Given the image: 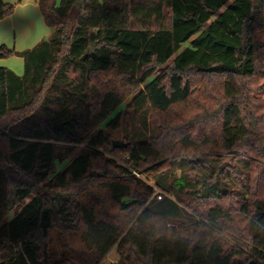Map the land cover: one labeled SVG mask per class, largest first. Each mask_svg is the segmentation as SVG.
I'll return each instance as SVG.
<instances>
[{"label": "trees", "instance_id": "obj_1", "mask_svg": "<svg viewBox=\"0 0 264 264\" xmlns=\"http://www.w3.org/2000/svg\"><path fill=\"white\" fill-rule=\"evenodd\" d=\"M38 5L49 36L0 45L24 63L0 67V264H49L52 227L79 264L114 246L129 264H264V0ZM124 104L159 134L113 147Z\"/></svg>", "mask_w": 264, "mask_h": 264}, {"label": "rangeland", "instance_id": "obj_2", "mask_svg": "<svg viewBox=\"0 0 264 264\" xmlns=\"http://www.w3.org/2000/svg\"><path fill=\"white\" fill-rule=\"evenodd\" d=\"M15 56V55H14ZM12 57V56H11ZM8 59V58H7ZM14 59V60H13ZM11 59L13 62L17 63L19 65L18 68H22L23 70V58L20 56L13 57ZM6 61V59L2 60ZM4 64H7V62H4ZM20 65L22 67H20ZM16 70V69H12ZM19 70V69H17ZM142 88V86H141ZM128 103L125 102V104ZM125 104L118 110V112L121 113V119L119 123V127L116 130L112 131H106L109 134V139L112 140H120L124 143H141L144 141L149 140L150 138L156 137L160 132V127L158 126L154 113H151V111H143L142 113L135 114L131 109L124 108ZM124 108V109H123ZM123 109V110H122ZM74 150L70 152L69 158L74 157L77 155L84 147V144L81 145H75L73 146ZM66 150V149H65ZM99 152L103 155V157L109 159L110 161H114L115 164L124 163L122 156L112 154L108 151L99 150ZM227 162L230 161L231 157L235 154H224ZM65 165V161L62 163H56V171L61 170L63 166ZM223 166L219 167V171L217 173V176H219L220 171L222 170ZM136 177L140 178L144 182H146L148 185L152 187V191H160L161 197L167 195L164 193V191L155 184V182L151 179L149 174L146 173H136L135 171L132 172ZM41 185V184H40ZM39 185V186H40ZM39 190V187H37L31 196L35 195L36 192ZM153 193V192H152ZM158 200L156 197H150V200ZM28 200V199H27ZM25 200L24 202H26ZM19 208H14L8 216L4 219V222L9 220L14 216V214L18 211ZM167 226H169V223H167ZM46 247L48 251L49 256V264H79L75 260H73V257L69 250L63 245V242L60 237V232L57 227H52L48 231V235L46 238ZM104 264H129L128 262L122 260L119 258L116 252L115 246L110 249V251L105 255L102 262Z\"/></svg>", "mask_w": 264, "mask_h": 264}, {"label": "crops", "instance_id": "obj_3", "mask_svg": "<svg viewBox=\"0 0 264 264\" xmlns=\"http://www.w3.org/2000/svg\"><path fill=\"white\" fill-rule=\"evenodd\" d=\"M3 1L14 4L15 7L12 14L0 19V45H5L16 52H22L33 48L49 36L51 29L44 22L38 5L39 0ZM13 57L16 56H12L6 61L0 59V67H6L10 70L16 69L12 71L21 76L23 70L11 60ZM20 67L22 66L20 65Z\"/></svg>", "mask_w": 264, "mask_h": 264}, {"label": "water", "instance_id": "obj_4", "mask_svg": "<svg viewBox=\"0 0 264 264\" xmlns=\"http://www.w3.org/2000/svg\"><path fill=\"white\" fill-rule=\"evenodd\" d=\"M112 146L113 147H125L127 146V143H124L120 140H112Z\"/></svg>", "mask_w": 264, "mask_h": 264}, {"label": "built area", "instance_id": "obj_5", "mask_svg": "<svg viewBox=\"0 0 264 264\" xmlns=\"http://www.w3.org/2000/svg\"><path fill=\"white\" fill-rule=\"evenodd\" d=\"M122 165L124 164L122 163ZM152 197H156V199L160 200L161 199L160 191L157 190L153 191Z\"/></svg>", "mask_w": 264, "mask_h": 264}]
</instances>
